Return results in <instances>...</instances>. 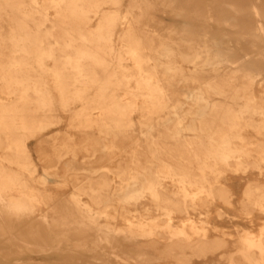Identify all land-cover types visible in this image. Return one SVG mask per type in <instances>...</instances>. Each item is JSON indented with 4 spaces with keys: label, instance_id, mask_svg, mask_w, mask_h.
<instances>
[{
    "label": "bare ground",
    "instance_id": "obj_1",
    "mask_svg": "<svg viewBox=\"0 0 264 264\" xmlns=\"http://www.w3.org/2000/svg\"><path fill=\"white\" fill-rule=\"evenodd\" d=\"M8 1L0 0V17L6 14ZM108 1L119 3V0ZM52 2L62 5L71 19L89 20L92 13L97 23L93 29L77 26L68 33L63 49L70 54L65 56L62 67L53 71L57 96L47 82L42 59L37 61L36 70L23 37L10 40L15 44L12 55L7 61L0 60V79L4 85L0 91L10 100L9 109L0 106V132L8 131L9 143L16 147L18 143L13 136L16 131L22 130L25 136L39 135L44 125L37 114L50 111L56 103L70 115L69 127L88 135L84 138L87 144L83 146H87L88 158L94 157L97 148L122 155L126 151H121L119 142L129 138L134 128H118L110 94L116 90L114 83L122 68V54H128L132 61L130 77L135 81L131 97L141 98L142 104L159 116L153 123L138 125L141 140L130 147L126 163L114 161L117 167L112 179L95 172L88 177V185L74 187L73 192L88 196L89 213L102 214L103 210L114 206L121 208L130 218L126 219L127 229H136L141 237L158 234L151 232L153 228L145 229V214L153 210L161 221L155 229L163 231L165 241L191 243L193 237L198 238L200 255H204L207 248L221 247V240L208 241L205 232L209 224L205 219L195 222L187 216L177 225L173 220L175 214L186 215L189 209L207 208L216 200L229 205L230 191L227 184L221 182L223 173L229 169L234 173L257 170L264 176V125H258L252 117L257 109L251 91L239 86L240 82L252 85L255 71L264 69V4L250 0H125L126 11L121 16L117 10H103L100 0ZM194 4L196 10L187 12ZM161 8L167 11L169 17L164 20L171 27L165 38L147 29L149 23L158 25L154 15ZM242 18L249 19L246 30L238 28ZM130 23L143 26L137 36L132 33ZM174 23H178L177 29L172 28ZM170 34L179 38L177 43L170 42ZM228 36L234 37L236 45L242 41L248 43L254 55L236 54L229 60L230 52H225L222 57L217 48L222 44L221 38ZM145 63L150 69L144 68ZM158 69L170 79L160 77ZM185 82L193 87L178 93L175 87ZM181 99L190 102L188 107L184 108L186 103ZM81 102L85 105L77 109L76 105ZM88 105L102 111L94 129L85 118ZM8 112L24 113V117L18 124L8 126ZM161 128L164 131L159 134ZM247 131H254L261 138L250 140L245 134ZM63 154H70L74 159L76 147L64 141L56 150L57 158ZM3 179L0 174V192L8 185L1 182ZM243 196L244 208L249 206L264 213V183L247 184ZM145 197L148 203L136 207ZM34 201L10 205L6 210L11 215L0 211V228L3 229L0 233L8 234V240H17L11 230L10 217L28 209L35 212ZM47 217L42 214L40 219L48 225ZM34 221L26 220L25 224L31 226ZM56 225L60 229L53 239L55 246L39 247L37 252L62 251L60 245L84 249L93 235L109 241L101 230L89 234L91 227L87 223L61 220ZM263 229L264 226L258 235L244 233L239 238L241 246L237 252L242 262L230 256L225 264H264Z\"/></svg>",
    "mask_w": 264,
    "mask_h": 264
},
{
    "label": "rangeland",
    "instance_id": "obj_2",
    "mask_svg": "<svg viewBox=\"0 0 264 264\" xmlns=\"http://www.w3.org/2000/svg\"><path fill=\"white\" fill-rule=\"evenodd\" d=\"M100 1H103L101 7L105 11L117 10L121 16L126 11L125 0H119L116 4L108 0ZM240 1L246 2L247 0ZM250 1L264 4V0ZM6 7V14L0 17V55L2 56L0 60L7 61L9 55H12L15 44L10 40L23 37L30 61L37 70V61L42 59L47 82L53 88L54 95L57 96L53 71L61 68L65 56L70 54V51L63 49L68 33L77 26H87L93 29L97 23L96 18L90 13L91 19L89 20L71 19L68 11L52 0H9ZM161 9L154 15L158 25L149 23L147 29L155 35L164 36L171 27L168 21L164 20L169 17L167 11ZM194 10H196L195 4L191 5L187 12ZM44 13L47 17H44ZM66 15L68 19L65 18ZM249 25L248 18H242L238 22V28L241 30H246ZM178 26V23H174L172 28L177 29ZM140 27L143 26L130 23L134 36H137ZM168 38L171 43H177L179 40L173 34L168 35ZM220 41L222 44L217 50L222 57L225 56V52H230L229 60H233L236 54L238 56L244 53L254 55L248 43L244 41L236 45L234 37L229 36L221 38ZM142 54L144 56L145 52L143 51ZM121 67L114 83L116 90L110 94V97L116 110L118 128L122 130L128 127L134 128V131L129 133V138L119 142L121 151H126L122 155L118 152H103L97 148L98 151L94 157L88 158V151L85 150L87 146L83 147L87 144L84 138H88V135H83L85 133L70 128V115L60 110L56 103L50 111L37 114L44 125L39 135L25 136L22 130L16 131L13 135L18 143L16 147L9 143L8 131L0 132V174L4 176L1 182L8 183L0 192V211L5 210L4 213L11 215V212L6 210L10 205L26 204L30 199H35L33 203L37 207L35 212L28 209L18 212L15 217H10L11 230L17 240L16 242L8 240V234L0 233V257H3L0 258V264H4L5 261H8L7 264H225L230 256L242 262L237 252L241 246L239 238L244 233L258 235L261 227L264 226V213L251 209L249 206L243 207V192L247 184L264 183V176H260L257 170L249 169L246 172L234 173L229 169L223 173L221 182L227 184L230 191L229 205L216 200L207 208H197L195 211L189 209L186 215H174L173 223L176 225L187 216L195 222L200 219L208 222L209 225L205 232L208 241L221 240L222 246L216 249L207 248L204 255H200L197 249L198 238L193 237L194 242L191 243L165 241V236L161 235L163 231L160 228L155 229V226L161 225V221L158 220L157 212L153 210L145 214L147 218L145 229L153 228L151 232H158V234H153L154 236L149 238L141 237L136 229H127L126 219L130 218L121 208L114 206L103 210L102 214H98L97 211L89 213L88 196L74 194L73 188L88 185V177L95 175V172L112 179V172L116 171L117 167L114 161L122 160L126 163L130 147L141 140V135L137 130L138 125L153 123L159 116L157 113H151L149 107L142 104L141 98L131 97L135 81L130 77L132 61L126 53L122 54ZM144 68L150 69L148 63L144 64ZM158 70L160 77L170 79L161 69ZM255 72L256 79L252 85L248 86L240 82L239 86L251 91L257 109V114L252 117L258 125H264V69H258ZM206 80L209 81L210 77H206ZM3 86L0 79V89ZM192 87L193 85L185 82L179 83L175 88L178 93H181ZM215 99L220 101L218 97ZM181 100L186 103L184 108L188 107L187 103L190 102L186 99ZM9 101L7 95L0 91V106L9 109ZM84 105L85 102L78 103L76 108L80 109ZM85 112V118L90 121L94 129L93 125L95 121L100 120L102 111L94 105H88ZM23 114L8 112L6 115L8 126L18 124L24 117ZM163 131L162 128L159 129V134ZM154 134L158 133L154 132ZM245 134L250 137V140L261 138L254 131H247ZM64 141L76 147L74 159L70 154H63L60 159L57 158L56 150ZM166 183L169 184L168 181ZM40 199H44V202ZM74 199L78 202H74ZM175 199L179 200L178 197ZM146 203H148V197L141 198L136 203V207L140 208ZM218 212H221V216H218ZM41 213L48 216L46 219L48 225L41 221ZM31 219L35 220L33 225L25 224L26 220ZM61 220L87 223L91 227L89 234L101 230L102 235L109 241L100 240L93 235L85 243L86 248L84 249L60 245L62 251L49 249L46 252H37L39 247L48 249L55 246L53 239L60 229L56 223ZM0 230L3 229L0 228ZM186 231L189 234L192 233L189 229ZM262 235L264 236V229Z\"/></svg>",
    "mask_w": 264,
    "mask_h": 264
}]
</instances>
